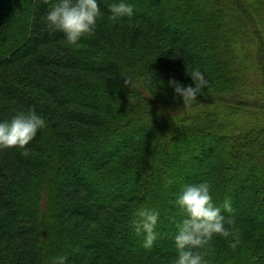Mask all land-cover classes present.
I'll list each match as a JSON object with an SVG mask.
<instances>
[{"label":"trees","instance_id":"1","mask_svg":"<svg viewBox=\"0 0 264 264\" xmlns=\"http://www.w3.org/2000/svg\"><path fill=\"white\" fill-rule=\"evenodd\" d=\"M115 2L74 47L42 20L54 0H0V120L47 121L0 150V264H172L177 196L202 180L236 219L207 264H264V0H128L113 20ZM196 67L209 83L183 100L168 82ZM142 207L160 212L151 248Z\"/></svg>","mask_w":264,"mask_h":264},{"label":"clouds","instance_id":"2","mask_svg":"<svg viewBox=\"0 0 264 264\" xmlns=\"http://www.w3.org/2000/svg\"><path fill=\"white\" fill-rule=\"evenodd\" d=\"M108 7L113 20L130 17L134 12V6L128 0H118ZM103 16L100 0H54L42 20L49 30L63 32L68 45L80 47L81 38L92 34ZM188 73L194 86L184 85L175 78L168 82L183 100L196 98L209 83L198 67ZM46 125L45 117L35 106L14 109L10 119L0 120V150L19 146L27 151L26 146ZM176 202L183 212V218L174 236L176 257L172 264H207L201 249L209 245L216 235L224 238L235 235L231 227L226 226L235 224V216L224 215V212L234 211L231 200L226 199L222 205H217L213 199L211 183L202 180L186 184ZM159 217L160 212L155 208L142 207L136 210L132 224L138 234H144L145 248H151L157 239ZM235 243L233 240V247ZM51 264H68V257L57 255L52 258Z\"/></svg>","mask_w":264,"mask_h":264}]
</instances>
